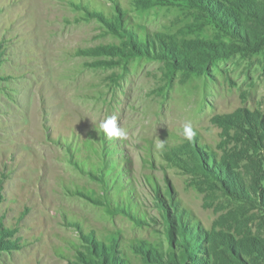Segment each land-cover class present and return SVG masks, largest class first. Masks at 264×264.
I'll return each mask as SVG.
<instances>
[{
    "label": "rangeland",
    "instance_id": "rangeland-1",
    "mask_svg": "<svg viewBox=\"0 0 264 264\" xmlns=\"http://www.w3.org/2000/svg\"><path fill=\"white\" fill-rule=\"evenodd\" d=\"M255 253L264 0H0V264Z\"/></svg>",
    "mask_w": 264,
    "mask_h": 264
},
{
    "label": "clouds",
    "instance_id": "clouds-1",
    "mask_svg": "<svg viewBox=\"0 0 264 264\" xmlns=\"http://www.w3.org/2000/svg\"><path fill=\"white\" fill-rule=\"evenodd\" d=\"M100 129L103 132V134L110 140L126 139L128 136L127 131L117 123V118L115 116H110L105 120H103L100 123ZM181 134L189 142H193L197 135L196 131L193 129L192 124L190 122L186 123L183 126V130ZM164 147H165V140L164 141L159 140V143L156 145V148L158 150L163 151Z\"/></svg>",
    "mask_w": 264,
    "mask_h": 264
},
{
    "label": "trees",
    "instance_id": "trees-1",
    "mask_svg": "<svg viewBox=\"0 0 264 264\" xmlns=\"http://www.w3.org/2000/svg\"><path fill=\"white\" fill-rule=\"evenodd\" d=\"M247 257L248 263L241 261V264H264V255L260 256L258 253L254 254V257L245 255Z\"/></svg>",
    "mask_w": 264,
    "mask_h": 264
}]
</instances>
